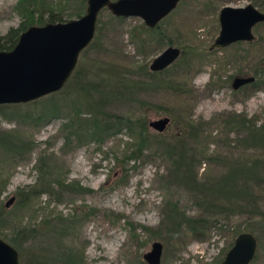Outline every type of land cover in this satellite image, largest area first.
Returning <instances> with one entry per match:
<instances>
[{
  "label": "rangeland",
  "instance_id": "1",
  "mask_svg": "<svg viewBox=\"0 0 264 264\" xmlns=\"http://www.w3.org/2000/svg\"><path fill=\"white\" fill-rule=\"evenodd\" d=\"M246 2L264 12V0H179L152 29L138 16L99 9L69 76L85 72L95 82L99 70L106 96L99 108L145 120L146 147L136 157H125L137 138L124 119L100 140L80 131L65 138L68 118L81 130L92 106L87 94L71 90L69 76L55 91L0 103V238L17 250L19 264H147L142 253L153 240L162 245L159 264H216L249 226L257 245L248 264H264V232L259 220L248 224L244 200H220L223 211L207 208L219 202L178 183L159 142L179 137L199 160L192 169L204 184L225 175L234 189L250 182L247 167L264 157V141H245L227 115L264 124V21L253 25L249 41L209 48L218 9ZM33 3L41 24L50 12L65 21L85 10V0H23L26 10L18 0H0V35L29 18ZM167 45L178 47V56L150 70ZM247 75L253 84L231 86L233 77ZM120 76L140 87L117 93ZM163 115L169 121L162 131L147 124ZM252 190L264 210V184ZM197 215L205 226L192 231L189 219Z\"/></svg>",
  "mask_w": 264,
  "mask_h": 264
},
{
  "label": "water",
  "instance_id": "2",
  "mask_svg": "<svg viewBox=\"0 0 264 264\" xmlns=\"http://www.w3.org/2000/svg\"><path fill=\"white\" fill-rule=\"evenodd\" d=\"M178 1L85 0V10L78 17L28 25L18 34L10 49H0V103L24 102L59 89L73 69L79 51L91 40L101 7L108 8L114 15L138 16L146 26L152 27ZM217 19L218 32L209 48L253 39L251 29L256 23L264 21V12L250 2L242 6L222 5L218 9ZM178 54V47L167 45L151 59L148 68L161 70ZM252 80L251 75L235 76L231 86L236 88ZM168 121L169 117L163 115L148 120L147 124L162 131ZM256 245L257 240L252 232L240 231L216 264H248ZM161 248L160 241H151L142 258L147 264H159ZM0 264H19L17 250L2 238Z\"/></svg>",
  "mask_w": 264,
  "mask_h": 264
},
{
  "label": "trees",
  "instance_id": "3",
  "mask_svg": "<svg viewBox=\"0 0 264 264\" xmlns=\"http://www.w3.org/2000/svg\"><path fill=\"white\" fill-rule=\"evenodd\" d=\"M35 1V0H34ZM18 5L22 7V9L26 10L25 6H23V0H18ZM35 12V14H34ZM30 16L29 18H23L17 28H9L7 32L3 35H0V49L11 48L15 43L18 33L33 23H42L40 12L35 9L34 3L30 7ZM60 18H57L55 14L52 12L48 13L46 17V21L52 22L57 21ZM154 26L149 27L148 29L154 28ZM159 71V70H158ZM151 73H154L151 71ZM89 74L81 73L80 71H73V73L69 76L68 85L70 83V88L80 96L81 94H87L91 99L90 105H92L88 111V117H86V125L84 124L81 127V130L75 128L73 119L70 117L65 122V125L68 128V135L65 138L71 136H78L79 131L81 133L90 134L94 139L100 140L104 134L114 133L120 129L121 120L124 119V124L130 130H134V133L137 138V145L134 149L130 150L129 153L125 154V157H136L139 152L146 147L145 138L143 137L144 132L146 131V122L144 119L136 118L130 119L128 117H121L119 115L107 112L105 110L100 109L99 107L106 99L103 93V84L105 78L99 75V70L95 71V82L93 80L88 79ZM107 79H110L107 77ZM138 80L134 79H124L123 77H116L114 80V86L117 89V93H124L133 91L135 88L140 87ZM251 81L248 84H253ZM75 118V117H74ZM76 118H80L77 112ZM84 121V118H83ZM227 122L229 124H233L235 127L244 130V140L245 141H264V124L261 122L260 124H255L252 118L246 117L242 113L234 112L230 115H227ZM190 134V132H189ZM191 134H193L191 132ZM196 134V133H195ZM181 136V135H180ZM179 137H174V140H165L160 139L159 142L162 143V151L163 155L169 159L170 161V171L169 173L174 177V179L181 183L183 186L195 190L199 195L207 197V201L212 202L218 201L219 204H208L207 208L215 211H223L224 207L221 206L222 201L225 199H243L244 205L249 206V213L247 214V219H249L248 224L254 225L253 221L259 220V223L262 227V231L264 232V210L257 204V200L253 195V186H261L264 184V157H255L253 158L246 170L247 174H249L250 182L242 183L241 187L238 189H234L232 187L231 177L228 178L227 175L222 176L216 180H213L207 184L200 182L196 177V171L192 169L199 160H197L194 153H190L187 147L185 148L181 142L179 141ZM69 141V140H68ZM145 145V146H144ZM190 157V159H188ZM170 203L169 205H171ZM173 206V205H172ZM174 207V206H173ZM190 229L195 231L199 228H204L205 226V218L201 215H197L194 218H190ZM241 230H238L240 232ZM243 231V230H242ZM246 231L252 232V228L247 227ZM260 244V241L258 240Z\"/></svg>",
  "mask_w": 264,
  "mask_h": 264
}]
</instances>
